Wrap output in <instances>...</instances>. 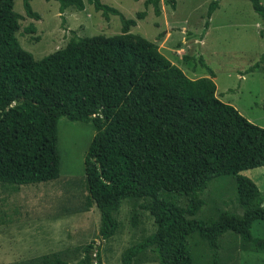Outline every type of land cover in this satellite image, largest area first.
<instances>
[{"label":"trees","instance_id":"trees-1","mask_svg":"<svg viewBox=\"0 0 264 264\" xmlns=\"http://www.w3.org/2000/svg\"><path fill=\"white\" fill-rule=\"evenodd\" d=\"M30 1L24 0L27 17L41 20ZM54 1L62 14L71 7L84 11L87 2L105 17L119 15L122 33L73 37L65 48L36 60L17 38L24 17L14 10L15 0H0V182L60 178V118L93 123L97 135L86 170L101 214L99 240L116 235L114 214L127 198L151 199L144 208L157 225L154 234L123 252L121 264H134L150 249L159 264H195L188 248L193 233L218 251L220 239L232 231L251 251L264 252V239L251 231L255 221H264V195L242 175L264 168V128L217 96L215 73L203 58L209 76L192 79L155 42L131 33L135 19L101 0ZM250 1L264 23V5ZM165 3L176 8L175 0ZM219 4H210L209 20ZM151 5L161 16L160 0L145 1ZM224 176L235 180L244 214L223 211L212 224L191 218L203 207L209 184ZM182 195L189 198L186 207L175 200ZM77 264H103L96 241Z\"/></svg>","mask_w":264,"mask_h":264},{"label":"rangeland","instance_id":"rangeland-1","mask_svg":"<svg viewBox=\"0 0 264 264\" xmlns=\"http://www.w3.org/2000/svg\"><path fill=\"white\" fill-rule=\"evenodd\" d=\"M101 1L119 10L126 19H135L137 26L131 33L155 42L159 51L190 78L209 76L207 69L200 64V58H203L215 73L219 98L233 105L250 122L264 128V35H261L264 23L250 0H219V8L210 20L209 7L216 0H175V9L160 0L161 16L155 15L152 5L145 6L146 0ZM260 2L264 5V0ZM30 3L41 20L27 17L24 0H15L14 10L24 17L17 38L36 60L65 48L73 37H110L122 33L123 23L119 15L105 17L87 2L84 11L71 7L63 14L57 1L31 0ZM142 12H146L145 18L138 19L137 15ZM185 57L188 60H184ZM258 63L260 66L251 70ZM57 129L65 173L59 178L62 180L23 186L0 182V198L8 197L11 203V207H0L3 215L16 219L41 216L40 220L33 218L31 226L22 228L21 241L17 244L10 245L4 239L0 242V261L13 250L40 251L48 255L60 252L62 257H68L67 248L85 241L92 233L89 214L82 213L83 218L82 214L81 217L66 218L57 226L54 225L56 221L48 219L51 214L68 210V207H71L69 211H77L85 205L81 194L82 179L88 178L84 156L96 132L93 123L73 122L65 117L60 119ZM71 172L79 174L70 175ZM242 175L253 180L264 195V168L248 170ZM201 199L203 207L191 218L208 224L214 223L223 211L242 216L247 209L240 204L235 180L230 176L214 179ZM175 200L183 207L189 203V198L184 195ZM14 201L20 202L14 204ZM151 203V199L139 198L123 201L114 214L120 224L116 235L107 241L95 240L103 264H121L125 250L157 231L154 217L144 208ZM96 212L100 220L101 214L98 210ZM76 225L80 228L74 236L71 228ZM251 231L254 237L264 239V221H255ZM188 248L195 264H214L215 260L218 264H264V252L251 251L243 237L232 231L220 239L218 251L212 249L199 233L191 234ZM134 264L159 262L150 249L136 258Z\"/></svg>","mask_w":264,"mask_h":264},{"label":"crops","instance_id":"crops-1","mask_svg":"<svg viewBox=\"0 0 264 264\" xmlns=\"http://www.w3.org/2000/svg\"><path fill=\"white\" fill-rule=\"evenodd\" d=\"M182 40L186 41L185 38H182ZM172 50H174V49H172ZM171 62H172L173 66L177 65L173 61H171ZM214 81H215V78H214ZM217 96H218V94H217ZM75 122H77V121H75ZM70 124H73V123L71 122ZM96 135H97V131L95 132L93 137ZM94 138H92V142L89 144V146L87 148V152L84 156L85 168H86L87 155L89 154V152L91 150ZM60 171H61V176L65 174L63 172V161H62L61 153H60ZM85 173L87 176V170L86 169H85ZM69 174L75 176V175H78L79 172H76V173L71 172ZM61 176H60V178H61ZM58 179H56V180H58ZM59 180H62V179H59ZM51 181H54V180H51ZM47 182H50V181H47ZM40 183H43V182H40ZM34 184H37V183H34ZM14 185H16V184H14ZM81 185L83 186V191H85V193L83 191L81 192V194L83 193L82 197L85 199L84 200L85 205L84 206L82 205L77 211H69L71 207H68V210H62V212H60V213L58 212V213L51 214L48 217V219H50V221H56V222H54V225L57 226V224H61V220H65L66 218L79 217V216L81 217L80 214H82V213H85L84 215L89 214L90 215L89 217H91V223H92V233L88 238H86L85 241L78 243V244H73L70 247H68L66 250L68 252V253H66V254H68V257H62V255H59L60 252H57V254L54 253V255H52V254L48 255V254H45V253L40 252V251L26 252L23 250L22 251L21 250H13V251H10L7 253V255L4 257V259L0 261V264H56V262H58V261L68 263V264H77L83 258L84 254H85L86 247L90 243H92L93 241H95L97 239L99 240V231H97V230H98V227L100 230V225H101V217L99 220L98 212H96L98 209H96V206L94 205V203L91 199L88 178L82 179ZM18 186H23V185H18ZM17 191H20V190L17 189ZM10 192H12V191H10ZM19 202L20 201H14L12 203L15 204V203H19ZM3 206L11 207V203L8 201V197H5L4 199H2V197L0 198V207H3ZM0 212H1L0 213V242H3V239H4L5 241L10 242V245L17 244V242L21 241V240H19V238H21V237H19V235H21L22 228L25 225L31 226V224L33 222H30V221L33 220V218L35 220L41 219V216H37V217L34 216L32 218H28V216H25V217L17 218V219L16 218H7V215H3V213H2L4 211H0ZM84 215L81 218H83ZM9 216L11 217L12 215H9ZM25 221H27V222H25ZM23 222H25V223H23ZM39 222H41V221H39ZM59 228H60V226H59ZM79 228L80 227L78 225L73 226L71 228V234L76 236L79 232ZM0 256H1V254H0Z\"/></svg>","mask_w":264,"mask_h":264}]
</instances>
